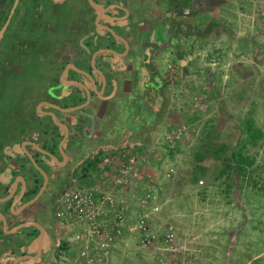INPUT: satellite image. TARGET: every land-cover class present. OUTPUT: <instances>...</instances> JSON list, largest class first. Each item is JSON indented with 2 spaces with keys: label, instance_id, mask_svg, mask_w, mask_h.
I'll return each instance as SVG.
<instances>
[{
  "label": "flooded vegetation",
  "instance_id": "flooded-vegetation-1",
  "mask_svg": "<svg viewBox=\"0 0 264 264\" xmlns=\"http://www.w3.org/2000/svg\"><path fill=\"white\" fill-rule=\"evenodd\" d=\"M183 3L0 0L1 264L6 258L7 264H56L57 252L58 258L68 256L67 264L79 260L78 233L65 228L56 212L76 187L94 182L101 158L118 151L116 145L89 148L95 139L92 123L99 108L118 101L126 58L138 64L139 75L147 73L145 89L154 83L155 91L164 92L168 85L161 54L171 46L170 54L179 56V15L194 17L202 6L210 7L208 0ZM9 38H18L19 61L3 52ZM116 55L121 63L112 65ZM87 121L91 129L85 134Z\"/></svg>",
  "mask_w": 264,
  "mask_h": 264
},
{
  "label": "rangeland",
  "instance_id": "rangeland-1",
  "mask_svg": "<svg viewBox=\"0 0 264 264\" xmlns=\"http://www.w3.org/2000/svg\"><path fill=\"white\" fill-rule=\"evenodd\" d=\"M208 1L210 7L202 6L194 17L177 13L179 56L170 54L171 46L161 54L170 96L162 113L173 123L162 129V135L157 132L151 152L141 155L146 178L122 194L126 222L135 231L108 249L112 264H155L157 260L158 264H264V135L245 143V158L252 162L244 164L245 176L235 173L233 180L224 176L214 182L210 170L200 178L202 184L190 181L196 165L209 169L220 165L210 157L201 163L195 159L193 151L203 130L214 131V126L221 132L218 138L235 147L243 121L252 118L264 134V0ZM165 17L171 24V16ZM17 40L5 39L8 44L2 46L3 52L19 61ZM117 115L111 116L115 127ZM176 116L181 120L174 124ZM150 119L136 121L135 139L145 122L156 121ZM103 179L100 171L92 178L94 186ZM89 182L76 189H86ZM102 182L99 189L109 190ZM228 183L231 187L226 191ZM153 205L160 208L152 213ZM160 229L167 244L147 240L138 245L139 232ZM57 255L56 264H67L68 256Z\"/></svg>",
  "mask_w": 264,
  "mask_h": 264
},
{
  "label": "built area",
  "instance_id": "built-area-1",
  "mask_svg": "<svg viewBox=\"0 0 264 264\" xmlns=\"http://www.w3.org/2000/svg\"><path fill=\"white\" fill-rule=\"evenodd\" d=\"M170 70L174 75V69ZM179 135L181 130L176 138ZM130 149L122 152L116 150L102 159V181L110 186L109 190L102 191L99 185L97 188L88 187L71 192L56 212V218L62 221L65 228L72 227L78 233L75 238L80 244L79 260L74 264H101L102 261L112 264L107 255L108 249L115 248L126 233L135 231L134 226L126 222L125 197L122 194L130 191L134 182L146 176L141 172L140 152L134 146ZM199 183L202 184V181ZM159 208L153 205L152 213ZM168 238H171L170 234ZM147 240L150 241V238L145 235L142 242Z\"/></svg>",
  "mask_w": 264,
  "mask_h": 264
},
{
  "label": "crops",
  "instance_id": "crops-1",
  "mask_svg": "<svg viewBox=\"0 0 264 264\" xmlns=\"http://www.w3.org/2000/svg\"><path fill=\"white\" fill-rule=\"evenodd\" d=\"M185 13L186 14L184 15H189L188 12H185ZM102 24L106 25V21L104 20ZM116 29H118V27ZM112 58L113 59H110L112 62V65H114L117 62V60L120 62L118 55L113 56ZM125 65L127 67V71L125 70V71H122L120 75L118 74L119 76H121V79L123 78V82L120 81L119 86L117 88L118 101L115 103L116 105L113 104V106H108L107 107L108 109L106 110H105V106H107V103H105V106L102 108V110L99 108L97 112V120L96 122L93 121V125H94L93 133H95V139H94V142L90 144L89 148L91 147L95 149L98 146H100L104 149L107 147L110 149H114L113 146L116 145L118 150H120L122 148L129 147L128 144L131 143L130 144L131 147L138 146L140 149L143 150L142 154H147L149 150L150 152L152 150V146H151L152 143H155L153 142L155 141V137H156L155 134L157 132H160V134L159 133L158 134L162 135L161 134L162 129L164 127H170L173 123L172 121L169 122L170 120H168V116L166 113L164 114L162 113L163 112L162 108L166 106L167 100L170 99V96L168 94L169 90L166 87L165 89L163 88L164 92L158 91V90L155 91V88H154L155 85H153L154 83H151L152 81H150V83L153 87L149 84V86L145 89L144 85L147 82H145L146 79H144L143 77L146 76L147 73L143 71V73L139 75L137 72L139 71L138 64L131 61L130 59L126 58L124 67ZM149 79L151 80V78H148L147 80ZM104 93L105 91L103 92V90H101V93L99 94V96L103 95L104 97ZM114 94L115 92L111 94V96H113ZM114 110L118 112L119 114L116 118L119 120V123L116 127L112 125V121H111V116L114 115L113 114ZM145 117H148V118L150 117L151 118L150 120H153V117H156V121L155 122L149 121L148 122L149 124L145 122L144 125H146V127L143 128L144 131H142L141 133L139 132L138 139H135L134 134L137 131V127L139 126L137 122L140 121L139 119H142ZM179 119L180 118L176 116L175 121H174L176 123L174 124H177V122H179ZM90 129H91L90 123L87 121L83 125V131L86 134V131ZM111 129L115 130L113 132L114 135L113 133L110 132ZM125 132L128 135L125 136ZM112 135L115 137H113ZM113 138H116V139L113 141L112 140ZM87 146L88 145L86 144V147ZM107 153L108 152H106V154ZM101 182L102 181H99L98 184L96 183V186H94V183L90 181L88 184L86 183L87 184L86 188L88 187L97 188L99 187V184L101 185ZM16 253L18 254V252ZM5 255L6 254H4V256ZM7 256L9 255L7 254ZM13 258L10 257V259H13ZM6 260H8V258H6L2 264H7Z\"/></svg>",
  "mask_w": 264,
  "mask_h": 264
},
{
  "label": "trees",
  "instance_id": "trees-1",
  "mask_svg": "<svg viewBox=\"0 0 264 264\" xmlns=\"http://www.w3.org/2000/svg\"><path fill=\"white\" fill-rule=\"evenodd\" d=\"M186 6V5H185ZM243 128L241 129L242 136L239 141V144L237 146L232 147L229 143L224 142L222 139L218 138L219 135L221 137V132L214 128V131H205L203 130V135L199 139V142L197 143L195 149H194V156L195 159L198 160L200 163L205 160L206 158H211L214 161H219L220 165L213 168L209 169L208 167L198 164L194 167V172L192 173L191 177V183L196 184L199 183V181H202L200 178L205 176L210 170H212L213 176L211 180L217 181L225 176V179L227 180H233V175L235 173L239 175H244L246 174V168L244 166L245 163H249L252 165V162L248 161L247 158H245L244 154V146L245 143L252 141L251 139L253 138H261L264 134L262 130H260L256 125L254 120L251 119H246L242 123ZM200 131L199 137L201 136L200 134L202 133ZM182 133V131H181ZM142 155V151L138 146H134ZM140 149V150H139ZM126 150H131L130 147L127 148H122L118 151H126ZM102 160V158H101ZM100 160V161H101ZM99 161V162H100ZM95 171L98 170V162L97 164H93ZM203 183V182H202ZM227 189L231 187V184H227ZM145 235H148L151 243L158 242L161 245L167 244V239L165 238L166 233L164 230H159L158 233L152 230L147 232H139L138 235V245L142 246L144 245L142 242V239L145 237ZM150 242V241H149ZM147 248H143L141 250H145ZM159 260L163 261V258H159ZM258 261V260H257ZM155 264H158L159 261H155Z\"/></svg>",
  "mask_w": 264,
  "mask_h": 264
},
{
  "label": "water",
  "instance_id": "water-1",
  "mask_svg": "<svg viewBox=\"0 0 264 264\" xmlns=\"http://www.w3.org/2000/svg\"><path fill=\"white\" fill-rule=\"evenodd\" d=\"M92 78H93V80H91V81H93V82H94V86H96V85H97V82L95 81L94 77H92ZM84 91H85L87 97L89 98V97H90V92H89V90L85 89ZM92 124H93V123H92Z\"/></svg>",
  "mask_w": 264,
  "mask_h": 264
}]
</instances>
